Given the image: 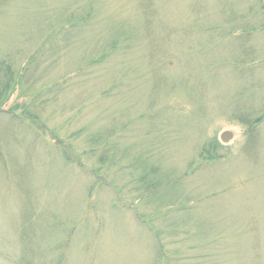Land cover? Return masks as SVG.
Listing matches in <instances>:
<instances>
[{"label": "rangeland", "instance_id": "374dc122", "mask_svg": "<svg viewBox=\"0 0 264 264\" xmlns=\"http://www.w3.org/2000/svg\"><path fill=\"white\" fill-rule=\"evenodd\" d=\"M0 264H264V0H0Z\"/></svg>", "mask_w": 264, "mask_h": 264}, {"label": "trees", "instance_id": "16d2710c", "mask_svg": "<svg viewBox=\"0 0 264 264\" xmlns=\"http://www.w3.org/2000/svg\"><path fill=\"white\" fill-rule=\"evenodd\" d=\"M6 73L9 74V76H8V80L5 82V92H6L7 89L9 88L8 85H9V79H10V76H11L10 68H9V66L5 63V78H6ZM7 83H8V85H7ZM214 148H215V146L210 145V149H214ZM204 151H205V152H204L205 155L208 156L207 159H208V158H209V159H212V158H213L212 154L209 155V149H204Z\"/></svg>", "mask_w": 264, "mask_h": 264}, {"label": "water", "instance_id": "95a60500", "mask_svg": "<svg viewBox=\"0 0 264 264\" xmlns=\"http://www.w3.org/2000/svg\"><path fill=\"white\" fill-rule=\"evenodd\" d=\"M231 138H232V133L231 132H223L220 135V140L223 143H227Z\"/></svg>", "mask_w": 264, "mask_h": 264}]
</instances>
